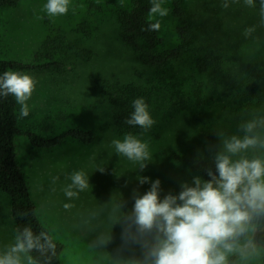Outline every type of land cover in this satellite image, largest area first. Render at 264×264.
<instances>
[{"label": "rangeland", "instance_id": "374dc122", "mask_svg": "<svg viewBox=\"0 0 264 264\" xmlns=\"http://www.w3.org/2000/svg\"><path fill=\"white\" fill-rule=\"evenodd\" d=\"M109 1L70 0L68 12L57 16H49L44 10L47 0H18L17 4L1 10L0 54L4 58L34 61L43 41L56 33L64 35L73 46L92 52L88 58H79L74 47L67 53L55 51L56 58L65 62L61 70L14 71L29 74L35 82L26 102L28 116L21 117L18 104L23 127L53 135L78 126L96 134L91 143L66 139L53 148L33 147L25 136L16 139L18 159L38 215L65 245L63 264H144L146 249L140 243L122 238L125 216L131 213L134 203L133 190L142 195L150 189V182L139 184L140 177L148 176L152 181L159 178L162 199L168 193L178 195L182 184L194 186V177L203 181L188 164L191 156L199 155L214 166L219 153L230 155L234 161L264 160V146L260 143L264 141V100L251 101L242 109L233 110L234 102L227 101L228 95L225 97L228 90L220 86L214 89L210 74L192 73L189 61L174 63L163 72L162 78H168L172 70L183 78L186 87L197 88L203 82L198 89L204 100L198 109L209 110L208 120L203 121L201 117L197 122L192 111L194 99L188 101L189 107L176 112L167 105L168 98L156 92L153 99L145 100L153 126L147 131L139 128L132 134L148 145L150 160L144 161L146 168L141 170L139 163L117 154L112 140H123L125 135L117 131L114 108L102 91V81L150 86L149 82H155L160 75L143 65L131 47L120 39L118 23L104 12L112 6L108 5ZM184 1L197 20L218 16L220 24L208 28V34L218 43L221 53L229 57L235 70L244 60L264 61V17L260 0H254L253 6H248L245 0H227V8L223 7L225 0ZM117 2L124 3V0ZM91 4L94 8H90ZM167 6L168 1L162 5L166 9ZM152 17L160 21L164 45L174 44L176 20L169 11L165 17L158 14ZM248 28L255 30L245 36ZM170 111L174 112L171 118L165 115ZM252 121H256V127L247 133L244 126ZM245 135L258 137L257 145L235 155L226 152V140L233 136L243 139ZM75 171L85 174L89 187L83 191L74 187L78 195L70 199L64 189L72 183L70 176ZM66 203L72 207L65 209ZM262 228L249 226L240 243L250 241L251 245L243 254L229 255H236V264H256L262 260L264 247L257 241V232ZM18 236L10 200L0 191V257L10 252ZM13 255L20 257L21 264H33L28 253Z\"/></svg>", "mask_w": 264, "mask_h": 264}, {"label": "trees", "instance_id": "16d2710c", "mask_svg": "<svg viewBox=\"0 0 264 264\" xmlns=\"http://www.w3.org/2000/svg\"><path fill=\"white\" fill-rule=\"evenodd\" d=\"M166 1L170 15L176 20L174 30L176 42L168 46L163 43L160 29L148 30L149 24L157 21L152 17L153 14H150L153 0H124V3L110 0L108 5L112 6L105 8V14H110L118 23L119 36L123 43L131 47L143 65L160 75L155 82H149L150 86H141L134 82L102 81V91L114 108L113 120L119 134H134L139 130V126H132L126 122L133 111L132 101L140 97L144 101L153 99L152 95L156 92L166 96L169 100L166 102L167 105L176 112L183 111L185 106L189 107L188 101L194 99L192 111L197 122L201 117L203 121L208 120L209 110L198 109L204 100L201 90L198 89L202 87L203 82L200 81L197 88L186 87L183 78L175 75L172 70L169 71L168 78H162L163 72L179 61H189L192 73H198L200 76L210 74L214 89L218 86L227 89L225 97L228 95L227 101L234 102L233 110H240L251 101L258 103L264 100V61L244 60L235 70L231 61L229 62V57L221 53L218 43L208 34V28L220 24L218 16L209 15L197 20L184 0H157L161 6ZM17 2L18 0H0V30L2 8L15 5ZM94 6L91 4L90 8ZM72 47L76 57L88 58L92 55L89 49L73 46L64 35L56 33L43 41L41 50L35 53L34 61L4 58L0 54V75L5 71L61 70L65 67V62L56 58L55 51L67 53ZM146 87H149L147 91ZM231 90L234 91L231 93ZM165 113L169 118L174 114L173 111ZM18 136L27 137L33 147L53 148L66 139L91 143L95 140L96 134L91 129L78 126L68 127L53 135H45L33 128L23 127L15 98L11 95L0 96V191L10 200L11 215L20 238L23 239L25 228L31 229L34 238H39L37 247L28 252L33 264H63L62 252L65 245L53 235L51 229L38 215L29 183L18 159L16 146ZM188 164L203 181L209 179L207 175L209 170L214 175L217 174L215 166L199 155L188 158ZM250 225L263 227L257 232V241L264 247V215L254 216ZM236 262V255H231L228 264ZM256 264H264V253L262 260Z\"/></svg>", "mask_w": 264, "mask_h": 264}, {"label": "clouds", "instance_id": "9594fccd", "mask_svg": "<svg viewBox=\"0 0 264 264\" xmlns=\"http://www.w3.org/2000/svg\"><path fill=\"white\" fill-rule=\"evenodd\" d=\"M69 3L70 0H47L43 7L49 16L64 15L69 10ZM245 3L253 6L254 0H245ZM260 3L264 17V0ZM223 7H229L227 0ZM150 14L165 17L168 10L153 0ZM160 27L157 20L149 24L148 30L158 31ZM254 30L246 29L245 36H250ZM34 87L35 82L29 74L5 71L0 75V96H13L21 105V117L29 114L26 102ZM132 108L126 122L149 130L154 120L144 99H134ZM244 127L251 133L256 121ZM257 143L258 137L254 135H245L243 139L233 136L224 142V147L227 153L235 155ZM260 143L264 146V141ZM112 145L117 154L139 163L141 170L146 168L144 161L150 160L146 143L127 134L123 140L113 139ZM215 169L216 175L208 171V180L194 177V186L182 184L178 195L168 193L162 199L159 178L154 181L148 176L139 178L140 185L150 182V189L142 195L133 190L134 203L131 213L125 216L122 238L140 243L146 249L144 264H228L230 254H243L251 245L250 241L242 245L240 238L248 232L254 216L264 215V160L241 158L234 161L230 155L219 153L215 157ZM70 178L72 183L67 185L64 193L71 199L78 195L73 191L74 187L83 191L89 187V182L82 171L73 172ZM70 207L71 204H64L65 209ZM124 207H127L126 203ZM38 240L31 229L25 228L23 239L17 237L10 252L0 257V264H21L20 257L13 254L30 252L37 247Z\"/></svg>", "mask_w": 264, "mask_h": 264}]
</instances>
